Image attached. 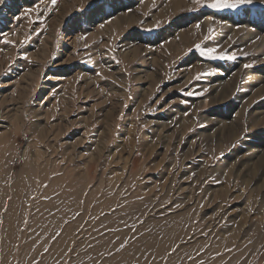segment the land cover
<instances>
[{
  "label": "rangeland",
  "instance_id": "374dc122",
  "mask_svg": "<svg viewBox=\"0 0 264 264\" xmlns=\"http://www.w3.org/2000/svg\"><path fill=\"white\" fill-rule=\"evenodd\" d=\"M0 264H264V0H0Z\"/></svg>",
  "mask_w": 264,
  "mask_h": 264
},
{
  "label": "snow or ice",
  "instance_id": "6c2138e0",
  "mask_svg": "<svg viewBox=\"0 0 264 264\" xmlns=\"http://www.w3.org/2000/svg\"><path fill=\"white\" fill-rule=\"evenodd\" d=\"M57 2V0H51L52 5H55ZM192 3L194 5H198L200 7H206V8H210V9H214L216 11H223L226 9H237L241 6H245V5H251L253 3V0H192ZM29 11H31L29 9ZM98 12H103V6L100 5L97 8ZM213 17H209V19H212ZM101 27H103V25H101ZM197 28L200 27L199 24L196 25ZM209 31H213L212 29H209ZM81 39H85V37L81 36ZM9 43H11V41H9ZM197 48H201L200 45L196 46ZM202 52H205V49L201 48ZM217 49L216 48H207L206 49V54L211 55L213 53H216ZM219 58L223 59L224 56L221 55ZM228 59H234V56H228ZM245 67H249V65H245ZM191 94V93H189ZM123 247V245H122Z\"/></svg>",
  "mask_w": 264,
  "mask_h": 264
},
{
  "label": "bare ground",
  "instance_id": "6f19581e",
  "mask_svg": "<svg viewBox=\"0 0 264 264\" xmlns=\"http://www.w3.org/2000/svg\"><path fill=\"white\" fill-rule=\"evenodd\" d=\"M184 40V39H183ZM182 216V215H181ZM177 217V219H174V222H175V224H174V227H177V225H179V222L181 221V219H182V217ZM12 218H10V220H11ZM14 219V218H13ZM17 221V220H16ZM8 224H9V222H8ZM10 226V225H9ZM68 232V231H67ZM66 234V235H65ZM64 234V237L63 238H60L59 239V241H57L55 244H58V242L59 243H63L64 242V238L68 235V233H65ZM61 240V241H60ZM57 246V245H56ZM128 255V254H127ZM126 254H124V255H122V257H126L127 256Z\"/></svg>",
  "mask_w": 264,
  "mask_h": 264
}]
</instances>
